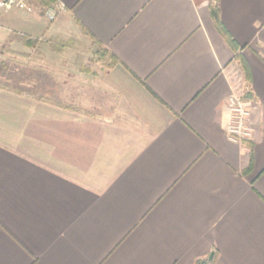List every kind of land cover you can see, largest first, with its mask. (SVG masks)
Returning <instances> with one entry per match:
<instances>
[{"label": "crops", "instance_id": "crops-1", "mask_svg": "<svg viewBox=\"0 0 264 264\" xmlns=\"http://www.w3.org/2000/svg\"><path fill=\"white\" fill-rule=\"evenodd\" d=\"M56 1L54 22L0 9L1 55L78 80L77 106L19 96L0 129V264H264V0ZM77 26L116 59L92 96L41 41ZM239 88L252 165L226 129Z\"/></svg>", "mask_w": 264, "mask_h": 264}, {"label": "rangeland", "instance_id": "rangeland-1", "mask_svg": "<svg viewBox=\"0 0 264 264\" xmlns=\"http://www.w3.org/2000/svg\"><path fill=\"white\" fill-rule=\"evenodd\" d=\"M41 14L50 22H54L57 19L49 20L44 13L41 12ZM64 33L59 38H44L41 41L44 43L49 42V45L55 51L66 50L63 55H56L55 57H61L59 59L56 58V60L62 61L64 59L62 58L63 56H69L73 57V61L83 64V69L91 76V80L87 82L85 89L89 92V96H92L96 93L94 80L101 78L110 66L116 62V59L83 28L77 26L76 30L65 31ZM50 56L42 55L44 62L38 63L34 66L35 68H31L30 64L26 63L25 60L23 61L25 64L19 65L14 63L13 55L0 54V129L3 130V127L7 129L8 126L13 125L15 120H24V117L20 119L21 109H24L28 102L19 101V96L35 94L46 97L45 93L49 92L52 97L55 98L57 96L59 98L55 102L56 104H70L71 107L77 106L78 86L76 83H78V80L74 79V85L67 88L65 80L61 77L62 71L47 69L49 64L46 59ZM57 73H59V76ZM69 88L71 89L69 90ZM64 89H68L70 95L69 101L66 102L61 101Z\"/></svg>", "mask_w": 264, "mask_h": 264}, {"label": "built area", "instance_id": "built-area-1", "mask_svg": "<svg viewBox=\"0 0 264 264\" xmlns=\"http://www.w3.org/2000/svg\"><path fill=\"white\" fill-rule=\"evenodd\" d=\"M0 9L5 12L24 11L29 14L42 12L49 20H55L66 9L60 2L38 3L37 0H0ZM245 88L233 91L228 98L229 118L226 126L228 136L237 142H251L254 138L253 112L256 107L246 97Z\"/></svg>", "mask_w": 264, "mask_h": 264}, {"label": "trees", "instance_id": "trees-1", "mask_svg": "<svg viewBox=\"0 0 264 264\" xmlns=\"http://www.w3.org/2000/svg\"><path fill=\"white\" fill-rule=\"evenodd\" d=\"M41 1H43L45 3H48V4L54 2V0H41ZM212 14H213V16L215 18L216 23L219 24L220 23V18H219V10H218V7L215 6V7L212 8ZM246 97L247 98H252V95L250 93H247L246 94ZM248 144H249V146L251 148V154L250 155H251V165H252V160H253V156H252L253 143L252 142H248ZM197 264H210V262L208 260H199L197 262Z\"/></svg>", "mask_w": 264, "mask_h": 264}, {"label": "water", "instance_id": "water-1", "mask_svg": "<svg viewBox=\"0 0 264 264\" xmlns=\"http://www.w3.org/2000/svg\"><path fill=\"white\" fill-rule=\"evenodd\" d=\"M214 258H215V251H213V252L210 254V256H209L210 264H213Z\"/></svg>", "mask_w": 264, "mask_h": 264}]
</instances>
